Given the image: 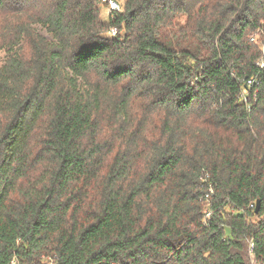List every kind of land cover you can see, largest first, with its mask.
<instances>
[{"label": "trees", "instance_id": "1", "mask_svg": "<svg viewBox=\"0 0 264 264\" xmlns=\"http://www.w3.org/2000/svg\"><path fill=\"white\" fill-rule=\"evenodd\" d=\"M101 3L0 0V264H264V0Z\"/></svg>", "mask_w": 264, "mask_h": 264}, {"label": "built area", "instance_id": "2", "mask_svg": "<svg viewBox=\"0 0 264 264\" xmlns=\"http://www.w3.org/2000/svg\"><path fill=\"white\" fill-rule=\"evenodd\" d=\"M103 2H106V4L108 5L109 7V11L111 10H117L119 11L121 9L120 7V4L118 3L117 0H102ZM109 34L110 35H115L116 34V28H112L110 29L109 31ZM251 40H255V38H251ZM262 55L260 56V58L256 61V64L259 66V67H263L264 66V47L262 46ZM248 84H251V80H248L247 81ZM209 191L211 192V189H209ZM206 197H209V193L206 194ZM207 216H209V213L207 212ZM249 250H250V255L253 257L254 259V255L252 253V250H253V246H252V243L249 244Z\"/></svg>", "mask_w": 264, "mask_h": 264}, {"label": "rangeland", "instance_id": "3", "mask_svg": "<svg viewBox=\"0 0 264 264\" xmlns=\"http://www.w3.org/2000/svg\"><path fill=\"white\" fill-rule=\"evenodd\" d=\"M120 3L122 2V0H117ZM118 2V3H119ZM109 7L106 4V2H103L100 4V17L102 20L106 21L108 19V14H109ZM109 34V33H107ZM4 53L2 51H0V60L3 58ZM250 263L251 264H256L255 260L253 259V257L250 255Z\"/></svg>", "mask_w": 264, "mask_h": 264}, {"label": "water", "instance_id": "4", "mask_svg": "<svg viewBox=\"0 0 264 264\" xmlns=\"http://www.w3.org/2000/svg\"><path fill=\"white\" fill-rule=\"evenodd\" d=\"M259 205H260V201H259V200H257V201H256V211L258 210V208H259Z\"/></svg>", "mask_w": 264, "mask_h": 264}]
</instances>
